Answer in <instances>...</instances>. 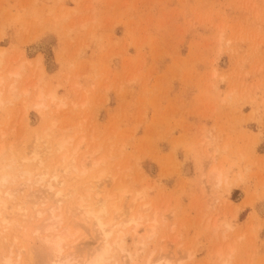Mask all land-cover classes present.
<instances>
[{"label": "rangeland", "instance_id": "obj_1", "mask_svg": "<svg viewBox=\"0 0 264 264\" xmlns=\"http://www.w3.org/2000/svg\"><path fill=\"white\" fill-rule=\"evenodd\" d=\"M0 82V264L45 207L94 255L90 188L139 217L105 264H264V0H0Z\"/></svg>", "mask_w": 264, "mask_h": 264}, {"label": "bare ground", "instance_id": "obj_2", "mask_svg": "<svg viewBox=\"0 0 264 264\" xmlns=\"http://www.w3.org/2000/svg\"><path fill=\"white\" fill-rule=\"evenodd\" d=\"M10 75L18 76L19 73L18 72H16V74L10 73ZM14 89L15 88L11 87L10 91H8L7 93L10 96V98L14 95L13 93ZM0 103H2L1 90H0ZM68 143L69 140L62 138L61 140H59V142L56 145L59 147L60 150H63L66 149V145ZM0 145H2V143ZM4 150H5L4 146L2 147L0 146V166H3L2 168L0 167V170L3 169L6 172L3 174L2 177H0V188L10 183V180L15 181L14 180L15 177H13L12 174L10 175L7 170L10 171L13 165L17 167L20 164L17 155L15 154L16 155L15 156L12 154L11 155L12 158H10L11 163L9 165H3V162L5 161L4 160L5 158L3 157L5 155V152L7 153V151ZM36 153H35V157L37 156ZM66 159L67 157L64 160ZM72 159H73L72 162H69V164L68 162L66 163L67 167L65 166L64 169L70 171V168H73L75 166L74 162L75 159L77 158L75 157ZM67 161L69 160L67 159ZM63 164L65 165V163ZM23 172L29 175L28 184H33V183L38 184L40 183V180L42 182H45L46 180L45 178L47 176V173L44 176L43 174H41L40 175L41 179L39 181L36 182L34 181L32 183L33 171L27 170ZM215 175L217 177L218 182H221L222 175L218 172H216ZM57 177L58 176H56V179ZM92 185L95 188V184L93 182ZM93 190H94L93 188H90L85 194H80L79 197L77 198L78 203L76 207L75 208L71 207V209L69 210V214L72 213L71 216L72 215L74 216V217L72 216V219L76 218V216L79 214L78 217L83 218L82 219L83 223L84 221L86 223H91L93 224V227L96 228L98 237L101 241L96 248L97 250L96 251L94 250L95 252L94 255L88 258H84L81 261L78 260V258L75 257L74 252H75V245L78 241L76 238V233L78 232L79 227L77 226V229L75 230L76 233L71 232V230L66 225H65L66 227L63 226L65 224V216L60 213V210L52 209L51 207L50 208L45 207L47 208L46 210L39 209L35 211L36 212L35 219L38 218V222L35 224L33 235L36 237V239L35 237L34 239L35 242L37 241V243L33 245V248H31L30 251H29L30 248L28 249L29 251L28 256H29V260H31V263L36 262V264H105L107 261L106 258L111 253V251L118 250L119 252L126 253L124 232L122 231V228L125 227L126 225H129L130 223L138 225L139 217L131 218V219L129 218L128 221H124L126 225H122L121 223L119 224L115 223V217H113L112 215L113 213L117 212L120 209H118L117 207H112L113 205L110 206L109 197L98 199L99 198L98 196H100L99 192L97 194V201L92 199L91 194ZM122 190L123 189H121V191ZM59 192H60L59 196L62 198L61 202H64L69 196L64 195L62 190H60ZM1 194L2 191L0 190V207L2 206L3 208H5L7 206V203L3 201ZM0 219H2V223L6 225L7 220L3 218L1 212H0ZM78 220L74 219L75 224H71L70 222L69 224H71L72 226L74 225L75 228L76 222ZM5 229L8 228L5 227ZM74 238L76 239L74 240ZM126 258H130V254H128L127 257H125V259ZM4 264H13V263L10 260H6ZM117 264H123V263L118 261ZM124 264L127 263L125 262ZM147 264L150 263L148 262Z\"/></svg>", "mask_w": 264, "mask_h": 264}]
</instances>
